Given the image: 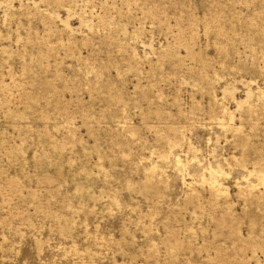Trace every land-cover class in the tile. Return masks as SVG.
Instances as JSON below:
<instances>
[{
	"label": "rangeland",
	"instance_id": "374dc122",
	"mask_svg": "<svg viewBox=\"0 0 264 264\" xmlns=\"http://www.w3.org/2000/svg\"><path fill=\"white\" fill-rule=\"evenodd\" d=\"M0 264H264V0H0Z\"/></svg>",
	"mask_w": 264,
	"mask_h": 264
}]
</instances>
